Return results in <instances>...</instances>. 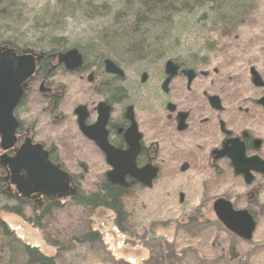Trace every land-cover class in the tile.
Listing matches in <instances>:
<instances>
[{
  "label": "flooded vegetation",
  "instance_id": "flooded-vegetation-1",
  "mask_svg": "<svg viewBox=\"0 0 264 264\" xmlns=\"http://www.w3.org/2000/svg\"><path fill=\"white\" fill-rule=\"evenodd\" d=\"M72 49L42 52L0 46V53L29 58L33 67V74L23 83L21 101L13 111L17 122L14 140L4 144L0 134V199L7 203L5 206H23L33 215L65 207L67 202L75 201L92 174L96 175V190H124V200L135 190L154 188L163 169L179 174L208 173L209 179L214 176L215 180L229 171L249 191L250 203L258 201L264 190V125L259 127L256 120L259 113L264 119L260 104L264 88L255 87L251 77L252 86L263 90L261 98L251 101V108L241 103L226 106L225 91L216 87L217 79L213 77L218 71L194 70L184 62L168 59L166 63L172 61L177 69L164 91L163 84L169 78L166 63L158 80L142 71L136 75L138 81L131 79L128 65L107 59L103 67H98L78 49L82 64L72 70L73 62H61L60 57ZM106 61L119 70L108 73ZM8 63V59H0V68ZM9 81L6 85L0 83V121L5 106L3 90L8 91ZM197 82L206 83L198 93ZM150 83L154 89L147 88ZM34 103L40 106L38 115ZM37 146L47 153L52 166L69 176L67 190L46 188L39 193L31 185L28 197L21 194L19 187L28 175L24 170L18 171L15 162L22 152ZM112 172L123 174L124 182L113 180ZM149 172L156 173L150 188L145 182ZM219 199L240 210L221 196L202 199L191 216L201 215L223 227L214 211ZM179 201L183 203L184 195H179ZM245 210L257 223L253 208Z\"/></svg>",
  "mask_w": 264,
  "mask_h": 264
},
{
  "label": "rangeland",
  "instance_id": "rangeland-1",
  "mask_svg": "<svg viewBox=\"0 0 264 264\" xmlns=\"http://www.w3.org/2000/svg\"><path fill=\"white\" fill-rule=\"evenodd\" d=\"M53 1L17 0L24 15L17 24H0V41L7 38L19 47L40 44L35 40L44 39L47 31L44 23L37 24L35 20L46 7L52 6ZM57 20L61 31L56 35L68 38V47L101 43L86 40L95 39L108 22L106 19L87 21L78 16ZM188 20L189 26L183 29L181 41H150L157 43L156 49L163 45L168 52L166 59L151 57L147 63H137L128 55L120 54L122 65L129 66L131 79L139 81L136 75L147 71L158 80L168 59L180 60L194 70L218 71L219 74L213 77L217 79L216 87L225 91L226 106L241 103L243 107L251 108L250 102L259 100L263 94V90L252 86L249 71L255 68L264 79V0H260L254 16L230 38L217 37L209 24L204 27L192 17ZM109 42L103 41L105 44ZM87 60L90 61L89 56ZM152 85L148 84L147 88L154 89ZM205 85L197 82L195 92ZM39 108L34 103L36 115ZM258 116L256 121L260 127L264 125V119L261 113ZM95 178V174L86 178L83 191L96 190ZM206 178L209 179L208 173L179 174L163 169L154 188L135 190L123 200L128 216L124 225L126 233L118 231L112 212L104 209L87 211L75 207L72 202L45 218L43 229H39L15 215L2 212L7 203L0 199V219L13 233L8 238L0 233V264L16 258L19 264L23 263V247L37 249L44 256L53 258L56 264H264V190L257 202L250 203L249 191L231 172L217 178L221 180L219 182L214 176L209 180ZM179 195H184L182 204ZM221 196L233 201L240 210L252 207L256 212L257 228L252 241L246 242L232 235L213 220L200 228L192 225L191 215L202 204V199L208 201ZM25 215L29 219L33 211L26 209ZM90 223L101 233L102 240L81 244L77 239L82 237V229Z\"/></svg>",
  "mask_w": 264,
  "mask_h": 264
},
{
  "label": "trees",
  "instance_id": "trees-1",
  "mask_svg": "<svg viewBox=\"0 0 264 264\" xmlns=\"http://www.w3.org/2000/svg\"><path fill=\"white\" fill-rule=\"evenodd\" d=\"M259 2L260 0H104L101 2L54 0L51 4L53 7H46L44 13L41 12L37 21L35 20L37 24L44 23L43 26L47 31L44 39L35 40L40 44L35 47H19L15 41L4 38L0 41V46H9L17 50L32 48L42 52H58L75 48L87 59L89 56L90 61L98 67H103L107 59L123 63L120 54L128 55L137 63H147L151 57L166 59L168 54L163 49V45L160 46L162 48L158 45L156 49L154 47L157 43L150 41L160 43L181 41L183 29L189 26L188 18L192 17L197 24H204V27L209 24L217 33V37L221 39L230 38L254 16L258 11ZM23 15L24 9L17 0H0V24H6V26L17 24ZM77 16L87 21L108 20L107 26L100 29L95 39L86 40L102 41L101 43L68 47L69 44L66 41L69 39L56 35V32L61 31L57 19ZM37 24L36 28H38ZM103 41L110 42L105 44ZM100 44L105 47L103 48ZM124 195V190L116 188H99L90 193L82 190L75 198L73 205L87 211L104 209L112 212L116 217L114 221L116 228L119 232L126 233L124 225L128 221V216L123 203ZM9 206L2 207L1 211L15 215L39 229H43L45 218L51 216L55 210L63 208L57 206L49 212L34 214L28 219L23 206L18 209H12ZM207 223H211V220L201 215L192 219V225L195 228L203 227ZM82 230V237L77 239L79 243H96L102 240L101 233L93 228L92 223ZM0 233L4 238L13 235L3 220L0 221ZM23 248L21 253L23 263L20 264H56L53 258L44 256L37 249ZM16 255L18 257V251ZM14 262L19 264L17 258L11 259L7 264Z\"/></svg>",
  "mask_w": 264,
  "mask_h": 264
},
{
  "label": "water",
  "instance_id": "water-1",
  "mask_svg": "<svg viewBox=\"0 0 264 264\" xmlns=\"http://www.w3.org/2000/svg\"><path fill=\"white\" fill-rule=\"evenodd\" d=\"M60 57L61 62H67L69 60L73 62V67L70 68L72 70L77 69L82 64V57L77 49H72L62 54ZM0 59H8L10 62L6 64L4 68H0L2 80L0 83L3 82V84L6 85L7 81L10 80L6 88L8 91L5 89L3 90V94L5 95V106L1 114L3 120L0 121V134L2 135L3 143L8 144L14 140V133L17 126V122L13 117V111L21 101L24 88L23 83L33 74V67L28 62L29 58L10 57L0 53ZM11 61H15V64H12ZM105 66L108 73L119 70L111 61H106ZM165 69L169 78L163 84V90L167 91L169 81L175 75L177 67L172 61H168L165 65ZM249 73L252 84L258 88H264V80L259 72L255 68H251ZM189 76L191 81L193 78L192 72ZM211 100L217 101V98H211ZM260 104L264 109V99L260 101ZM28 150L29 151L22 152L15 162L17 170H24L28 175V179L24 180L19 187L24 197H28L29 194H31L32 191L28 188L31 185L34 186V192L38 191L39 193L46 188H55L61 191H65L69 188V176L49 163L48 155L42 150L41 146ZM230 158L233 159V156ZM110 177L115 181L119 180V183L124 182L123 174L118 172H112ZM155 177V172H149V177L145 181L149 188L152 186ZM214 211L217 219L229 233L246 242L252 241L257 223L248 210H236L231 202L225 199H219L214 204Z\"/></svg>",
  "mask_w": 264,
  "mask_h": 264
}]
</instances>
